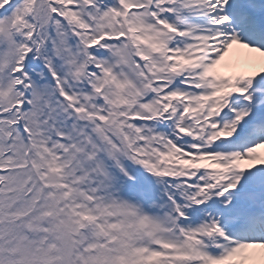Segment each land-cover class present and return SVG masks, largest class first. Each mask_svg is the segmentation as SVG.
Returning a JSON list of instances; mask_svg holds the SVG:
<instances>
[{
	"label": "snow or ice",
	"instance_id": "1",
	"mask_svg": "<svg viewBox=\"0 0 264 264\" xmlns=\"http://www.w3.org/2000/svg\"><path fill=\"white\" fill-rule=\"evenodd\" d=\"M0 264H264V0H0Z\"/></svg>",
	"mask_w": 264,
	"mask_h": 264
}]
</instances>
